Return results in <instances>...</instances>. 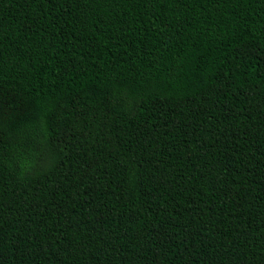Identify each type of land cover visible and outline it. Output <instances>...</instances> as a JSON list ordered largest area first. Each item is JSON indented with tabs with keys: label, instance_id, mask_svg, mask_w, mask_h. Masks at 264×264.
I'll return each mask as SVG.
<instances>
[{
	"label": "trees",
	"instance_id": "1",
	"mask_svg": "<svg viewBox=\"0 0 264 264\" xmlns=\"http://www.w3.org/2000/svg\"><path fill=\"white\" fill-rule=\"evenodd\" d=\"M0 264H264V0H0Z\"/></svg>",
	"mask_w": 264,
	"mask_h": 264
}]
</instances>
